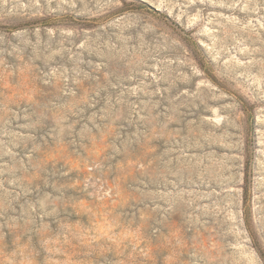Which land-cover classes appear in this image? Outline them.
<instances>
[{
	"label": "rangeland",
	"instance_id": "rangeland-1",
	"mask_svg": "<svg viewBox=\"0 0 264 264\" xmlns=\"http://www.w3.org/2000/svg\"><path fill=\"white\" fill-rule=\"evenodd\" d=\"M0 264H264V0H0Z\"/></svg>",
	"mask_w": 264,
	"mask_h": 264
}]
</instances>
